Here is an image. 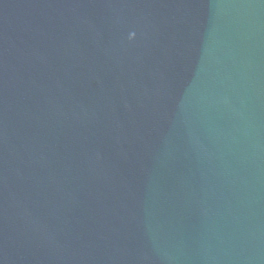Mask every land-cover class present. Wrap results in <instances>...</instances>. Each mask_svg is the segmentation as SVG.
Returning <instances> with one entry per match:
<instances>
[{"label": "water", "instance_id": "1", "mask_svg": "<svg viewBox=\"0 0 264 264\" xmlns=\"http://www.w3.org/2000/svg\"><path fill=\"white\" fill-rule=\"evenodd\" d=\"M0 264H264V0H0Z\"/></svg>", "mask_w": 264, "mask_h": 264}]
</instances>
